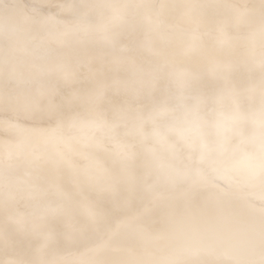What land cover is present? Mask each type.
Returning <instances> with one entry per match:
<instances>
[{
    "label": "snow or ice",
    "instance_id": "6c2138e0",
    "mask_svg": "<svg viewBox=\"0 0 264 264\" xmlns=\"http://www.w3.org/2000/svg\"><path fill=\"white\" fill-rule=\"evenodd\" d=\"M0 264H264V0H0Z\"/></svg>",
    "mask_w": 264,
    "mask_h": 264
}]
</instances>
